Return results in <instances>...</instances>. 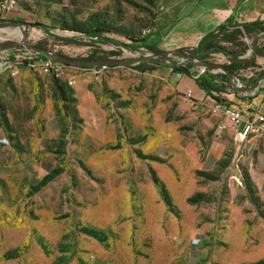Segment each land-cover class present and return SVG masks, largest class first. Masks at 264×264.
<instances>
[{
    "label": "rangeland",
    "instance_id": "374dc122",
    "mask_svg": "<svg viewBox=\"0 0 264 264\" xmlns=\"http://www.w3.org/2000/svg\"><path fill=\"white\" fill-rule=\"evenodd\" d=\"M186 1L18 0L15 12L0 14V24L26 22L43 36L33 39L35 46L68 58L128 60L158 54L148 48L150 40ZM94 30L101 36L88 37ZM6 38L22 40L0 29V39ZM198 40L163 39L165 45L156 49L189 54ZM225 45L252 60L238 70L234 87L240 76L244 87L253 86L264 72V52L255 55V45L264 49V36L244 31L234 45ZM205 61L225 67L231 63L222 53ZM184 65L172 56L166 64L148 63L144 70ZM91 69L65 66L58 79L65 100L51 75L22 68L15 78L0 76V264H264V137H223L224 154L216 168L194 172L208 141L192 115V127L197 126L192 149L198 157L185 166L181 161L191 170L188 181L197 183L190 208L181 209L173 199L162 207L152 205V182L161 183L157 174L165 167V156L147 150L142 135L98 158L82 157L71 148L72 137L78 136L77 117L61 78ZM150 97L136 95V107L143 100L150 105ZM217 98L228 100L226 95ZM143 116L140 110L128 115L136 132ZM57 127L60 135L50 139L53 134L45 131ZM137 181L143 191L135 200Z\"/></svg>",
    "mask_w": 264,
    "mask_h": 264
},
{
    "label": "crops",
    "instance_id": "0c3cea01",
    "mask_svg": "<svg viewBox=\"0 0 264 264\" xmlns=\"http://www.w3.org/2000/svg\"><path fill=\"white\" fill-rule=\"evenodd\" d=\"M230 20L238 25L252 22L264 24V0H187L176 10L166 29L159 30L150 40L151 47L161 49L165 45L163 39L170 41L181 36L184 40L199 39L195 44L197 47L206 34ZM124 69L94 68L87 73L74 72L73 76L61 78L70 92L72 113L77 117L73 123L77 125L78 136L72 137L71 148L80 151L82 157L98 158L101 152L121 149L120 144L125 146L128 138L142 135L146 139L144 147L147 150L162 152L165 156V167L157 174L161 183L153 179L150 187L151 204L162 207L164 201L167 204V200L173 199L181 209L190 208V197L197 191V183L188 181L191 170L184 166L185 162L192 163V157H198L192 149L193 144L196 146L192 135L197 127H192V115L204 140L208 141L204 158L194 162V172L214 170L224 154L221 138L233 137L236 140L235 132L225 118L212 112L215 99L197 85L191 75L194 68L190 74L173 71L169 66H161L151 72L133 67ZM208 72L215 74L210 70ZM188 92L192 93V102L184 100ZM139 93L150 95L148 103L151 104L143 100L136 107L134 100ZM219 95H226L228 100L224 103L240 109L245 115L255 111L264 113V82L250 92L236 90ZM112 98L117 102L114 106ZM138 110L145 117L136 132L132 125L134 120L128 115H134ZM221 125H225L223 130ZM206 130L210 132L207 134ZM45 132L53 134L50 139H56L60 135V127L55 130L48 128ZM134 190L138 194L134 199L138 200L143 185L137 181Z\"/></svg>",
    "mask_w": 264,
    "mask_h": 264
},
{
    "label": "built area",
    "instance_id": "2783aa9c",
    "mask_svg": "<svg viewBox=\"0 0 264 264\" xmlns=\"http://www.w3.org/2000/svg\"><path fill=\"white\" fill-rule=\"evenodd\" d=\"M17 5L18 0H0V14L9 15L10 13L15 12L17 9ZM7 29L9 37L13 34H18L17 31L22 30L24 32L25 30L23 27ZM9 30H13V32L10 33ZM28 33V43L32 46H35V44L33 43L34 38L43 37L41 35L34 34L33 29H28ZM6 40L7 38L0 39V43L5 42ZM50 52L52 54L56 53L53 51ZM22 68H29L46 75H51L55 78H60L65 65L53 60L52 58L44 56L40 52L25 47L10 48L6 50L0 49V76L7 75L10 78H15L19 75ZM208 71L209 69L200 67L196 70V73L193 74L192 77L196 81L200 76L204 75ZM239 78L240 79H238L236 83V88L244 87V84L241 83V76ZM233 91L234 87L230 86L228 93H233ZM213 95L215 96V98L218 97L217 93H213ZM184 100H186V102H192V93H186L184 96ZM211 110L214 114L222 116L227 120V122H229L231 128L235 132L236 140L245 141L264 137L263 112L255 111L249 112L247 115H245L244 112H242L240 109L234 108L231 105L219 101L218 99L214 100ZM224 128L225 125L220 126L221 130H223Z\"/></svg>",
    "mask_w": 264,
    "mask_h": 264
},
{
    "label": "trees",
    "instance_id": "16d2710c",
    "mask_svg": "<svg viewBox=\"0 0 264 264\" xmlns=\"http://www.w3.org/2000/svg\"><path fill=\"white\" fill-rule=\"evenodd\" d=\"M244 31L254 32L257 36H264V24L261 22H252V23H246L243 25H238V24H233L232 21L230 20L225 24L219 25L215 30L206 34L201 39L197 47L193 48L189 52V54L193 56L194 58L198 59L199 61H205L208 58V56L211 54L222 53L225 56L229 57V59L231 60L230 65L226 66V68L230 72H232L234 76H238V70L247 68L248 65L251 64L252 60L242 59L240 57L242 53L230 52L225 44L234 45V41L236 40V38L243 35ZM101 34H102V31L94 30V31L88 32V37L94 38L97 36H101ZM257 40H258V37L256 38L255 44H257ZM148 48L155 50V52H157L158 54L163 53L162 51H159L154 47L148 46ZM263 52H264V49H258L257 46L255 45V55L256 56L262 55ZM88 59H94V57H90ZM148 63H153V62H143L138 65L131 66V67L137 70H144L145 65ZM154 64H157V63H154ZM195 65L196 64L194 62H186V65L184 67L174 66L173 71L190 74V70L192 68H195ZM98 68H101V67H98ZM263 76H264V72H261L260 76L256 80H254L253 83H256ZM58 79L59 78L55 79V85L58 91L60 92L62 98H64L65 100L63 90L58 85ZM196 83L201 89L207 91L208 94L214 99H218V98H215L213 93H217L219 95V93L225 92L226 90L228 92V90L230 89L229 78L226 74H209V72H207L204 75L200 76L196 80Z\"/></svg>",
    "mask_w": 264,
    "mask_h": 264
},
{
    "label": "water",
    "instance_id": "95a60500",
    "mask_svg": "<svg viewBox=\"0 0 264 264\" xmlns=\"http://www.w3.org/2000/svg\"><path fill=\"white\" fill-rule=\"evenodd\" d=\"M15 26L23 27L25 30L23 32L22 41L17 42L13 40H6L3 43H0V49H10V48H20L25 47L37 52H40L44 56L48 58H52L55 61H58L62 64H65L66 66H74L77 68H98V67H131L138 65L143 62H160L162 64H166L168 62V59L172 56L178 57L186 62H194L196 65V68H207V69H214L218 72L225 73L230 82V86L234 87V74L230 72L225 66L207 62V61H199L198 59L194 58L190 54H186L182 51L175 50V51H166L162 54H154L150 56H141L136 57L132 59H72L68 58L66 56L54 53L52 54L50 51L42 50L38 48L37 46H32L28 43V29L30 25L26 22H9L0 24V29H7V28H13ZM185 66V65H184ZM182 66V67H184ZM264 82V76L260 78L253 86L249 87H242V88H236L234 87V91H241V92H250L255 89H257L262 83Z\"/></svg>",
    "mask_w": 264,
    "mask_h": 264
},
{
    "label": "bare ground",
    "instance_id": "6f19581e",
    "mask_svg": "<svg viewBox=\"0 0 264 264\" xmlns=\"http://www.w3.org/2000/svg\"><path fill=\"white\" fill-rule=\"evenodd\" d=\"M9 32H10V30H9ZM12 32H13V30H11V32H10V33H12ZM17 33H18V35H19V36H21V37L23 36V31H22V30H21L20 32H19V31H17Z\"/></svg>",
    "mask_w": 264,
    "mask_h": 264
}]
</instances>
